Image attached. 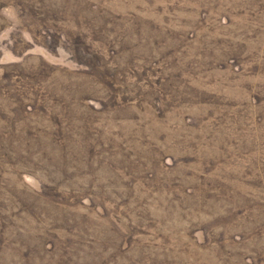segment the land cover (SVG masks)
I'll use <instances>...</instances> for the list:
<instances>
[{"label": "rangeland", "instance_id": "obj_1", "mask_svg": "<svg viewBox=\"0 0 264 264\" xmlns=\"http://www.w3.org/2000/svg\"><path fill=\"white\" fill-rule=\"evenodd\" d=\"M0 264H264V0H0Z\"/></svg>", "mask_w": 264, "mask_h": 264}]
</instances>
